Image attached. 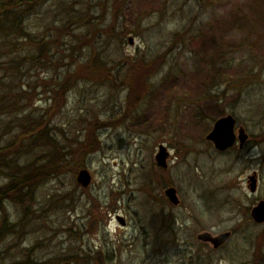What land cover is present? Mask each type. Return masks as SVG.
I'll list each match as a JSON object with an SVG mask.
<instances>
[{
    "label": "rangeland",
    "instance_id": "rangeland-1",
    "mask_svg": "<svg viewBox=\"0 0 264 264\" xmlns=\"http://www.w3.org/2000/svg\"><path fill=\"white\" fill-rule=\"evenodd\" d=\"M27 26L30 37L0 46V156L24 150L45 169L26 149L44 126L77 154L59 176H39L34 198L4 201L12 221L27 216L0 251L68 264H264V223L250 217L264 200V0H51ZM228 115L248 139L220 152L206 136ZM228 230L217 247L198 239Z\"/></svg>",
    "mask_w": 264,
    "mask_h": 264
},
{
    "label": "trees",
    "instance_id": "trees-1",
    "mask_svg": "<svg viewBox=\"0 0 264 264\" xmlns=\"http://www.w3.org/2000/svg\"><path fill=\"white\" fill-rule=\"evenodd\" d=\"M49 1L51 0H0V46L5 45L6 41H8V39L15 33L24 32L29 36L30 31L27 30V21L29 17L37 12H40L43 6H45V4ZM44 47L45 45L43 46V43L38 44V51L36 55L40 56H38L39 59L43 57ZM35 56H32L33 60L38 59V57ZM53 61V59L50 60V62L47 61L48 63L45 65L51 64ZM43 124L47 125L44 122ZM50 130V127L44 126L43 129L36 133L37 135H29L30 141H27L26 143V149L28 148L27 146H29L33 152L35 151L36 153L40 152V154H43L41 155L43 164H40L41 166L38 167H43L45 169L37 171L36 168H31L29 165H31L32 160H29L30 154L28 155L29 152L26 150V157H20L24 150H22L18 156L12 155L8 158H2L0 156V165L3 164L4 168L7 170L5 174H7L9 179V181L7 180V182L0 187V239L2 237L5 238L9 234L15 235L17 232H21L19 225L27 216L26 210L21 213L15 221H12L5 208L4 201L8 199V201L22 204L28 199L34 198V194H32V192L35 191L38 179L41 177L40 182H42V179L43 181L45 179L48 181L56 176H59L61 174L60 166H62L64 162L69 163L73 156L77 154V152L71 153V155L70 153H61L59 148L56 147L54 134ZM84 135L88 138L90 144L95 142V129L90 130V132H87ZM83 164V162L77 163V169L83 167ZM48 172L49 175L46 177ZM68 263L69 262L66 259L59 262L51 258L37 259V257L32 255L31 251H21L20 255L16 256H11L10 254L8 256V254L6 255V252L0 251V264Z\"/></svg>",
    "mask_w": 264,
    "mask_h": 264
},
{
    "label": "water",
    "instance_id": "water-1",
    "mask_svg": "<svg viewBox=\"0 0 264 264\" xmlns=\"http://www.w3.org/2000/svg\"><path fill=\"white\" fill-rule=\"evenodd\" d=\"M131 41V39H130ZM235 119L228 115L226 117H221L215 121L213 128L207 134L206 138L213 142L215 148L220 151L231 147L236 139V134L234 132ZM248 135L245 130L240 127L238 129V140L239 146L242 147L245 143ZM168 156L167 149L165 146L160 145L159 151L156 155L157 164L161 167H166V158ZM91 175L86 169H82L77 174V181L80 182L83 186H87L90 182ZM249 189L251 192L256 190V178L254 175L249 177ZM165 194L168 199L173 203H178V198L176 196V191L173 187H169L165 190ZM251 217L254 221L258 223L264 222V200H260L255 206L251 209ZM229 237V232L220 233L217 236H212L211 234L205 232L198 235V238L202 241H210L214 247H217L223 244Z\"/></svg>",
    "mask_w": 264,
    "mask_h": 264
},
{
    "label": "flooded vegetation",
    "instance_id": "flooded-vegetation-1",
    "mask_svg": "<svg viewBox=\"0 0 264 264\" xmlns=\"http://www.w3.org/2000/svg\"><path fill=\"white\" fill-rule=\"evenodd\" d=\"M203 232H208V233H210L211 235H215V234H212L211 233V231H203ZM228 232L231 234V233H233L231 230H228ZM230 234H229V237H228V240L230 239ZM227 242V241H226ZM207 243H210V242H207ZM224 244V243H223ZM222 244V245H223Z\"/></svg>",
    "mask_w": 264,
    "mask_h": 264
}]
</instances>
